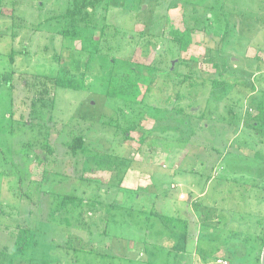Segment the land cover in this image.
I'll return each mask as SVG.
<instances>
[{
  "label": "rangeland",
  "instance_id": "1",
  "mask_svg": "<svg viewBox=\"0 0 264 264\" xmlns=\"http://www.w3.org/2000/svg\"><path fill=\"white\" fill-rule=\"evenodd\" d=\"M68 3L0 0V264H260L250 100L264 95V0H103L91 57L58 34ZM171 29L190 30L187 51ZM72 66L78 89L42 84ZM109 76L135 81L142 102L109 98ZM74 136L83 156L67 151ZM66 195L82 202L61 210ZM186 223L187 252L166 255Z\"/></svg>",
  "mask_w": 264,
  "mask_h": 264
},
{
  "label": "trees",
  "instance_id": "2",
  "mask_svg": "<svg viewBox=\"0 0 264 264\" xmlns=\"http://www.w3.org/2000/svg\"><path fill=\"white\" fill-rule=\"evenodd\" d=\"M102 1L103 0H69L67 9L57 19L63 24L62 29L58 32V34H60L62 37H64V39L69 41L73 39H80L82 51L85 53L87 52L90 57L92 55H96V53L98 52V46L100 44L99 39L97 38L95 39L93 37L92 32H94V30L98 27L96 22L94 21L95 20L94 14L98 9L99 4ZM98 28H99V36L102 37L104 34L103 32L104 27L100 26ZM168 35L172 39V41L179 46V49L181 51H187L191 43L190 30L185 29L183 31H180V30L171 29L169 30ZM88 61L89 59L85 60V62ZM82 66H83L82 70L86 71L87 68L85 67L87 65L84 64ZM80 69L81 68L79 67L73 68V66L68 69H61L59 70L58 75H55L53 77L42 78V84L44 85L49 81V83H51L53 87L60 86L61 88L78 89L82 85L81 80L84 78V72L80 71ZM77 72L81 74L80 80L77 79L75 75V73ZM38 79L39 77H35V79L33 78L32 81L33 84L26 83V85L20 84V86L21 88H25L26 86L37 87V85L39 84V82L37 81ZM43 92L44 93L46 92L44 88L40 91V94H44ZM106 94L109 98H116L122 101L123 105L127 108L133 104H136L137 102L141 103L143 100V99H138L140 93L136 82L125 77L109 76L107 79ZM35 102H32L31 105L34 106ZM250 120L252 121V125L250 127L254 131H259L260 133H264V97L253 105L250 113ZM133 128H134V124L128 123V125L125 128V134H128L129 131H131ZM125 138H128V136H125ZM70 140L68 141V143H66V148L69 154L71 156H83L87 151L83 137L74 136ZM242 185H246V183H241L240 188H244V186ZM240 190L242 191L240 195L243 196V190L242 189ZM247 194H248L247 198L252 197V192L250 189H247ZM76 202L81 203L82 198L66 195L61 199V205L59 209L65 210V208H67L69 204L71 203L75 204ZM0 210H2L1 206H0ZM57 211L58 208L54 209L52 213H55ZM183 228L184 229L187 228V223L186 226H184ZM192 234H194V232ZM190 236L191 233H189L187 229L184 230L182 233H179L177 236L178 244L166 248L165 254L170 255L172 252L176 254L187 252V239ZM263 241L264 238L262 240V244ZM180 264L182 263L180 262Z\"/></svg>",
  "mask_w": 264,
  "mask_h": 264
},
{
  "label": "crops",
  "instance_id": "3",
  "mask_svg": "<svg viewBox=\"0 0 264 264\" xmlns=\"http://www.w3.org/2000/svg\"><path fill=\"white\" fill-rule=\"evenodd\" d=\"M249 61H252L251 59H253V58H255V55H247V57H246ZM264 71V70H263ZM262 72V71H261ZM260 73V72H259ZM264 74V73H263ZM262 89L261 88H258V92H256V90L253 88V89H251V90H249L248 91V93H246V97H248V100L250 99V97H251V95L253 94V93H260V91H261ZM253 92V93H252ZM264 97V95H262V93H261V97L259 98V97H257L255 100H250V104H251V106L253 107V105L257 102V101H259V100H261L262 98ZM124 187V186H123ZM125 187H130V188H132V189H139L140 187H138V185H135L134 187L133 186H130V185H125ZM207 192H206V188L198 195V197L197 198H199V197H203V196H205V194H206ZM255 242H256V245H255V247H256V249H259V239L257 238L256 240H255ZM51 246L52 247H58V244L57 245H53V240H51ZM7 248L6 247H3L2 248V250L1 251H3V260H5V262L7 261V262H9V260H7V259H4L5 258V255H4V253L7 251L6 250ZM20 249V248H19ZM59 249V248H58ZM187 260H189V258H187ZM190 262V261H189ZM46 264H48V261L46 260V262H45ZM182 263V262H181ZM182 264H190V263H187V262H184V263H182Z\"/></svg>",
  "mask_w": 264,
  "mask_h": 264
},
{
  "label": "water",
  "instance_id": "4",
  "mask_svg": "<svg viewBox=\"0 0 264 264\" xmlns=\"http://www.w3.org/2000/svg\"><path fill=\"white\" fill-rule=\"evenodd\" d=\"M260 264H264V242H263V247H262V252H261V261Z\"/></svg>",
  "mask_w": 264,
  "mask_h": 264
},
{
  "label": "built area",
  "instance_id": "5",
  "mask_svg": "<svg viewBox=\"0 0 264 264\" xmlns=\"http://www.w3.org/2000/svg\"><path fill=\"white\" fill-rule=\"evenodd\" d=\"M216 263H217V264H220V263H221V261L218 259V260L216 261Z\"/></svg>",
  "mask_w": 264,
  "mask_h": 264
}]
</instances>
